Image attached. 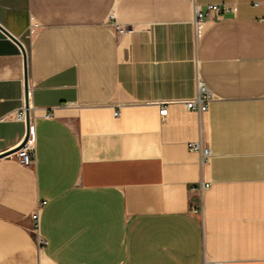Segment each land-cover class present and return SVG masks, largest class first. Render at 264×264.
<instances>
[{
    "label": "crops",
    "instance_id": "0c3cea01",
    "mask_svg": "<svg viewBox=\"0 0 264 264\" xmlns=\"http://www.w3.org/2000/svg\"><path fill=\"white\" fill-rule=\"evenodd\" d=\"M206 261L264 264V0H0V264Z\"/></svg>",
    "mask_w": 264,
    "mask_h": 264
},
{
    "label": "built area",
    "instance_id": "2783aa9c",
    "mask_svg": "<svg viewBox=\"0 0 264 264\" xmlns=\"http://www.w3.org/2000/svg\"><path fill=\"white\" fill-rule=\"evenodd\" d=\"M231 8L227 5L221 6V5H207L204 9L197 8L196 9V15H195V29L196 33H198L207 23L209 20H211L214 16L218 19L222 18L224 15L229 14L231 12ZM118 29V32L122 33L125 30L121 27H116ZM207 87L202 83L198 82V91L197 95L185 102L186 108L190 111H194L198 113L199 115L205 114L208 111L209 107V101L212 99V95L209 93ZM31 93L28 89V94L25 96V102L23 107L20 109V113L18 114V118L22 121H26V113L29 112V108L31 106L30 99H31ZM168 109L164 105L161 107L160 114L161 116L167 115ZM115 115H118L116 112ZM27 134V133H26ZM28 138L22 141L20 145H18V148H16L15 153H8V157H13L15 155V159L17 162H19L23 166H30L33 163V159L35 156V146L33 141L31 140V125H30V133L28 134ZM189 148L191 151H195L200 153L202 155V158L204 161H207V159L210 157V151L208 148L204 147L200 142L191 143L189 145ZM204 187H208V185H205ZM33 219L35 221V233L38 234L39 231V215L35 212L33 215ZM41 246L44 245V241L40 240ZM204 264H222L220 262L216 261H206Z\"/></svg>",
    "mask_w": 264,
    "mask_h": 264
},
{
    "label": "water",
    "instance_id": "95a60500",
    "mask_svg": "<svg viewBox=\"0 0 264 264\" xmlns=\"http://www.w3.org/2000/svg\"><path fill=\"white\" fill-rule=\"evenodd\" d=\"M4 32L7 34V35H9L12 39H14L16 42H17V44L18 45H20V42L17 40V39H15V37H13L10 33H8V32H6L5 30H4ZM21 47H22V45H20ZM23 57H24V65H25V74H24V82L23 83H25V96L28 94V72H27V58L25 57L26 56V52L24 51V49H23ZM27 97V96H26ZM26 125H27V134H25V136H26V138H25V140L28 138V134L30 133V114H29V112H27L26 113Z\"/></svg>",
    "mask_w": 264,
    "mask_h": 264
}]
</instances>
